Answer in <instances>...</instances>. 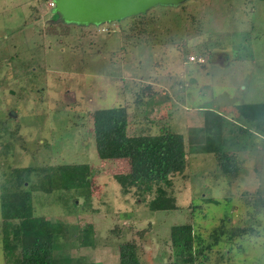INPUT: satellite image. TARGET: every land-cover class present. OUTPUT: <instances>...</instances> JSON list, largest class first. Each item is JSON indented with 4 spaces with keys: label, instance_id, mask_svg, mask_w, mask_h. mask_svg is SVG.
Wrapping results in <instances>:
<instances>
[{
    "label": "rangeland",
    "instance_id": "374dc122",
    "mask_svg": "<svg viewBox=\"0 0 264 264\" xmlns=\"http://www.w3.org/2000/svg\"><path fill=\"white\" fill-rule=\"evenodd\" d=\"M53 3L0 0V183L15 168H39L41 181L54 166L90 167L87 210L78 197L79 212L69 214L72 195L55 183L51 194H32L38 226L66 234L54 257L119 264V246L136 242L141 264H163L179 256L170 228L191 223L207 241L222 228L206 264H264V126L239 114L264 103V2L188 0L152 9L142 26L134 17L97 28L52 23ZM119 106L131 135L141 125L184 137L186 169L168 184L139 191L126 160L97 157L90 114ZM207 140L235 154V178L224 176L213 154L195 152ZM49 172L56 180L58 172ZM85 232L89 247L81 246Z\"/></svg>",
    "mask_w": 264,
    "mask_h": 264
},
{
    "label": "trees",
    "instance_id": "16d2710c",
    "mask_svg": "<svg viewBox=\"0 0 264 264\" xmlns=\"http://www.w3.org/2000/svg\"><path fill=\"white\" fill-rule=\"evenodd\" d=\"M258 1L264 2V0ZM134 19L139 20L138 25H145L144 17ZM239 114L243 120L251 124L260 123L264 126V103L244 105L239 109ZM90 119L97 157L107 162L126 160L129 165L130 182L139 191L147 192L154 184H168L173 175L182 173L186 169L187 150L181 134L166 128L154 134L149 126L142 130L140 125L141 129L131 135L132 123L129 121L128 111L124 106L97 109L90 114ZM4 125V123L1 125L3 130ZM198 131L200 134L203 133V129ZM248 131L247 128L239 127L241 134L248 133ZM208 141L205 147L200 144L195 152L213 154L224 176L230 175L235 178L241 170L235 154L226 153L216 140L213 145ZM54 167L56 168L49 170L52 173L58 172L56 180H51L52 177L49 176L51 173L49 170L45 171L46 167H43L46 174L41 181L37 177L39 168L34 167L15 168L2 174L0 242L5 264H70V262L58 261L54 257L57 237L63 236L65 239L66 234L58 232L54 225L49 229L38 226L39 218L33 213L32 194L35 192L51 194L53 190L49 188V185L55 183L57 190L64 188L67 194L72 195L68 213L75 214L79 212L76 204L78 197L84 199L86 210L91 207L92 176L90 167L86 165L72 164ZM33 176L39 181L33 182ZM163 208L169 209L166 205ZM150 228L149 225L148 229L138 231L136 235L142 238ZM117 230L118 227H115L113 232L118 233ZM222 233V228L214 230L210 236L212 241H207L200 234L195 233L191 223L172 226L169 239L171 246L178 250L179 256L175 261L163 264L208 263L209 257L204 253L212 251V247L217 245ZM90 235V232L80 234L82 247H89ZM118 252L119 264H141L140 248L136 242L120 245ZM68 259L73 264H80L79 261L82 260L81 258L72 259L69 256Z\"/></svg>",
    "mask_w": 264,
    "mask_h": 264
},
{
    "label": "water",
    "instance_id": "95a60500",
    "mask_svg": "<svg viewBox=\"0 0 264 264\" xmlns=\"http://www.w3.org/2000/svg\"><path fill=\"white\" fill-rule=\"evenodd\" d=\"M188 0H54L53 22L79 28L110 25L126 19L144 17L157 7H180ZM10 116L15 113L10 112Z\"/></svg>",
    "mask_w": 264,
    "mask_h": 264
},
{
    "label": "built area",
    "instance_id": "2783aa9c",
    "mask_svg": "<svg viewBox=\"0 0 264 264\" xmlns=\"http://www.w3.org/2000/svg\"><path fill=\"white\" fill-rule=\"evenodd\" d=\"M51 6L53 7V4H51ZM189 60H190L191 62H194V61H195V58H194V57H190ZM196 61H197L198 63H200V64H202V63L205 62L204 59H201V58H198Z\"/></svg>",
    "mask_w": 264,
    "mask_h": 264
},
{
    "label": "flooded vegetation",
    "instance_id": "af4514ba",
    "mask_svg": "<svg viewBox=\"0 0 264 264\" xmlns=\"http://www.w3.org/2000/svg\"><path fill=\"white\" fill-rule=\"evenodd\" d=\"M52 23L54 22V21H51Z\"/></svg>",
    "mask_w": 264,
    "mask_h": 264
}]
</instances>
